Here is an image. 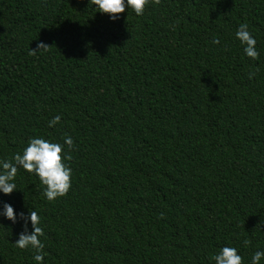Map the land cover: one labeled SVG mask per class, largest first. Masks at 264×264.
<instances>
[{
  "label": "trees",
  "instance_id": "16d2710c",
  "mask_svg": "<svg viewBox=\"0 0 264 264\" xmlns=\"http://www.w3.org/2000/svg\"><path fill=\"white\" fill-rule=\"evenodd\" d=\"M118 16L0 0V159L32 136L73 140L65 195L46 200L18 168L0 208L37 211L43 264H214L224 245L250 264L264 250V0H148ZM21 223L0 216V264H35L14 244Z\"/></svg>",
  "mask_w": 264,
  "mask_h": 264
},
{
  "label": "clouds",
  "instance_id": "9594fccd",
  "mask_svg": "<svg viewBox=\"0 0 264 264\" xmlns=\"http://www.w3.org/2000/svg\"><path fill=\"white\" fill-rule=\"evenodd\" d=\"M91 2L98 11L107 13L110 20H116L119 18L118 14L124 12L125 8H130L137 16L143 15L148 0H91ZM234 36L239 41L243 54L256 60L259 56L256 48L257 40L249 31L248 25L240 23ZM212 43L217 44L219 40L214 37ZM47 48L48 45L44 42L37 43V50L47 51ZM34 52L35 50L30 49L29 54ZM60 119L59 115L53 116L48 120V126L53 127L59 123ZM72 145L73 140L69 135L63 137V143L45 139L43 136L29 137L22 151L13 153L11 159H0V193L7 195L18 189L15 177L18 168H21L39 179L40 184L44 186L43 195L46 200L52 201L65 195L71 187L72 169L67 163L71 156L67 149H70ZM0 216L13 223L20 219L22 231L18 233V238L14 242L15 246L20 249H33V261L35 264H43L44 245L39 239L43 235V229L37 211L33 209L27 212L19 210L14 212L11 204L3 202ZM262 258H264V250L257 249L251 255L250 264H260ZM210 259L214 261V264H243L242 256L237 248L228 245L220 247Z\"/></svg>",
  "mask_w": 264,
  "mask_h": 264
}]
</instances>
